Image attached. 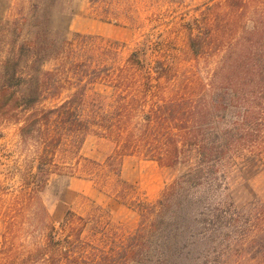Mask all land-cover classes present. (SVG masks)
Here are the masks:
<instances>
[{"label":"trees","instance_id":"1","mask_svg":"<svg viewBox=\"0 0 264 264\" xmlns=\"http://www.w3.org/2000/svg\"><path fill=\"white\" fill-rule=\"evenodd\" d=\"M88 2L102 21L143 26L133 0ZM199 7L186 27L192 57L212 49L202 31L217 35L216 11L229 52L196 92L190 88L199 82L185 91L171 84L160 36L144 35L123 61L124 43L96 35L3 41L0 124L16 127L26 153L10 172L19 186L2 213L0 264H198L205 249L213 257L199 264H264V196L238 207L220 171L231 151H252L264 163V0ZM47 62L52 67L43 69ZM88 136L107 146L100 160L82 154ZM137 155L163 167L188 165L149 203L122 178L123 160ZM54 176L92 182L134 209L137 227L118 232L98 205L68 210L55 224L41 199Z\"/></svg>","mask_w":264,"mask_h":264},{"label":"rangeland","instance_id":"2","mask_svg":"<svg viewBox=\"0 0 264 264\" xmlns=\"http://www.w3.org/2000/svg\"><path fill=\"white\" fill-rule=\"evenodd\" d=\"M132 1V0H131ZM133 7L137 10L142 28H134L123 22H105L99 19L90 7L88 0H0V46L3 41L18 42L35 40L40 45L51 41L62 43L69 40L73 33L100 36L106 40L122 42L126 45L119 53L123 61L135 43L149 34L154 40L158 36L163 44H159L162 56L170 65V82L185 91V83L199 82L192 92L200 91L217 66L219 60L227 54L228 40L223 27L225 17L218 13L214 38H207L209 31L203 29L206 42H213L210 51L199 59L193 58L187 47L186 27L188 19L196 13L193 9L223 0H192L186 7L168 4L165 0H133ZM153 13V14H152ZM208 11H206V14ZM153 17H152V16ZM156 16V17H155ZM152 17V20L150 18ZM202 19H208L204 15ZM248 20L246 25H250ZM17 29V30H15ZM22 31L17 35V31ZM8 31L9 38L3 39V33ZM5 52H0L1 61ZM53 62H47L43 69L52 67ZM168 93V90L167 92ZM107 150L103 141L88 136L82 146L85 157L100 160L101 153ZM21 151L19 139L14 125L0 124V245L2 242L3 221L2 213L10 206L16 195L19 179L10 175L14 167H18L25 153ZM191 162V161H190ZM187 164H180L169 168L158 165L154 161L141 156L126 157L122 162V178L132 183L140 197L149 203L155 202L161 192L181 173ZM220 171L223 175L227 193L231 195L235 204L240 207L248 204L254 198L264 196V163L252 151L238 150L228 153L221 163ZM51 220L57 224L66 213L71 210L84 214L92 205L100 206L109 216L118 232H131L139 222L138 213L122 204L113 195L98 188L90 181L68 176H54L50 179L41 195ZM213 250L205 249L196 253V263L210 260Z\"/></svg>","mask_w":264,"mask_h":264}]
</instances>
